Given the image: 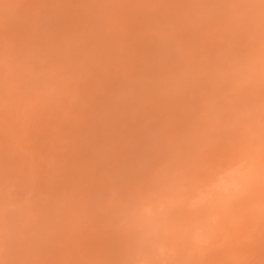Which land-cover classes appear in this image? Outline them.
Segmentation results:
<instances>
[{"label": "rangeland", "instance_id": "obj_1", "mask_svg": "<svg viewBox=\"0 0 264 264\" xmlns=\"http://www.w3.org/2000/svg\"><path fill=\"white\" fill-rule=\"evenodd\" d=\"M105 1L124 14L116 35L94 32L93 0H0L10 2L0 4V128L17 125L22 140L14 154L0 138V188L25 208L2 215L0 247L14 249L13 264H148L132 256L129 215H151L157 196L174 219L162 253L171 264H264V182L227 205L178 198L221 161L259 154L264 0H153L145 19ZM33 118L46 140L31 136ZM32 154L36 191L23 167Z\"/></svg>", "mask_w": 264, "mask_h": 264}, {"label": "bare ground", "instance_id": "obj_2", "mask_svg": "<svg viewBox=\"0 0 264 264\" xmlns=\"http://www.w3.org/2000/svg\"><path fill=\"white\" fill-rule=\"evenodd\" d=\"M7 1H9V0H7ZM45 1V0H44ZM94 2H92V4H94V5H90V6H95L94 8H92L91 9V7L90 8H88L89 9V11L91 12V14L90 13H88V16L87 17H89L88 18V20L90 21H92V19H93V23H94V21H95V28H94V32L96 33V30L100 27V26H102L103 25V27L105 28V29H107V32L109 33V34H111L112 32L113 33H115L116 31L115 30H117V26H119V24L120 23H123V21L126 23V21L124 20V17H123V12H119V11H121V10H119V9H114V11L113 12H115V15L114 16H112V14H109L108 13V8L109 7H107L108 5H106V3H105V5H104V1L105 0H103L102 2L103 3H101V0H93ZM115 0H109V3L110 2H114ZM156 1V0H155ZM155 1H153V0H124V2H125V4L126 5H124V7H123V5L121 6V7H123V8H125L126 7V9H128V10H132V9H135V13H134V10L132 11L133 12V14L135 15H137V13L136 12H138L139 14H140V16L142 15V14H144V12L146 11V10H148V8L145 10V8H143V7H147L148 5H147V3L149 4H154L155 3ZM4 2H6V1H3V3ZM24 2V1H23ZM26 2H27V0H26ZM106 2V1H105ZM107 2H108V0H107ZM153 2V3H152ZM3 3H0V4H2V5H5V4H8V6L10 5L9 3H5V4H3ZM29 4H31V3H29ZM37 4V3H36ZM114 3H111V5H109V6H112ZM140 5L141 6V8H140V6L136 9L135 8V6L134 5ZM146 4V5H145ZM142 5H145V6H142ZM134 8H133V7ZM151 7H152V5H150ZM150 6H148L149 8H150ZM6 7V6H5ZM130 7V8H129ZM137 7V6H136ZM98 8V9H97ZM143 8V10H145V11H143L142 13H141V11H140V9H142ZM29 9V8H28ZM27 10V9H26ZM150 10V9H149ZM148 10V11H149ZM152 10V9H151ZM151 10H150V12H151ZM153 10H154V8H153ZM88 11V12H89ZM147 11V12H148ZM123 15H122V14ZM128 13V12H127ZM149 13V12H148ZM152 13H153V11H152ZM129 14V13H128ZM133 14H131V17L130 18H132V15ZM145 14H147V13H145ZM151 14V13H150ZM133 15V16H134ZM149 15V14H148ZM147 15V16H148ZM123 18V19H122ZM134 18V17H133ZM135 18H137V16H135ZM134 18V19H135ZM141 18H144L145 19V17H143V15H142V17ZM148 18V17H147ZM97 19V20H96ZM123 21H122V20ZM138 19V18H137ZM144 19H142V20H144ZM129 20H132V19H129ZM119 21V22H118ZM122 21V22H121ZM135 21H137V20H135ZM118 23V24H117ZM128 23V22H127ZM132 23H133V21L131 22V28H136V26H133L132 25ZM136 23V24H135ZM137 23H138V21L137 22H134V24L135 25H137ZM130 24V23H129ZM129 24H127V25H129ZM141 24V22L139 21V23H138V25H137V28H136V30H138L139 28H140V26L142 25H140ZM144 24V23H143ZM152 24V23H151ZM125 25V24H124ZM123 25V26H124ZM149 25V24H148ZM94 26V25H93ZM121 26V25H120ZM119 26V27H120ZM102 27V28H103ZM139 27V28H138ZM22 28V27H21ZM123 28H125V27H123ZM129 28V27H128ZM135 28H134V30H135ZM104 29V30H105ZM126 29H127V26H126ZM140 30V29H139ZM138 30V31H139ZM142 30V29H141ZM133 31V30H132ZM131 31V32H132ZM174 32V31H173ZM135 33H137L136 31H135ZM135 33L133 34L134 36H135ZM160 33V32H159ZM159 33H158V36H159ZM162 33V32H161ZM160 33V34H161ZM179 33V32H178ZM176 34V33H175ZM21 35V34H20ZM113 35V34H112ZM115 35H116V33H115ZM167 35V34H166ZM161 36V35H160ZM101 37V36H100ZM117 37H119V35L117 36ZM162 38H163V36H162ZM164 38H166L165 36H164ZM118 39V38H117ZM5 40V39H4ZM123 40H124V38H123ZM122 40V41H123ZM6 41V40H5ZM1 42V41H0ZM119 42H120V39H119ZM6 45H7V43H6ZM131 45V44H130ZM133 45V44H132ZM7 47V46H6ZM13 47V46H12ZM19 47V46H18ZM87 46H85V47H83L84 48V50L85 49H87L86 48ZM124 47V46H123ZM19 48H21V47H19ZM119 48H121V47H119ZM125 48H126V46H125ZM82 50V49H81ZM124 50V49H123ZM139 50V49H138ZM88 51V50H87ZM86 50H85V52H87ZM126 51H129V50H126ZM125 51V52H126ZM14 52V51H13ZM124 52V53H125ZM262 52H264V51H262ZM126 54V53H125ZM125 54H123V55H125ZM127 56H128V54H126ZM133 55V54H132ZM4 56V55H3ZM6 56V55H5ZM85 56H87V54H85ZM131 56V55H130ZM130 56H128V58H130ZM7 58V57H6ZM5 58V59H6ZM262 59V58H261ZM3 60V59H2ZM94 60H95V58H94ZM98 60V59H97ZM96 60V61H97ZM123 60V61H122ZM127 60V59H126ZM6 61H7V59H6ZM98 62V61H97ZM126 62V61H125ZM125 62H124V57L123 58H120V64L122 65V64H125ZM261 62V61H260ZM127 64H128V62L126 63V66H127ZM103 65V64H102ZM101 64H100V66H102ZM261 66V65H260ZM262 66H264V65H262ZM67 67V66H66ZM124 68V67H123ZM12 69V68H11ZM11 69H9V71L11 70ZM126 71V70H125ZM124 71V72H125ZM10 73H11V71H10ZM10 73H7V75L8 74H10ZM103 73H105V72H103ZM102 73V74H103ZM260 73V72H259ZM0 74H2V72L0 73ZM257 74V73H256ZM4 75H5V72H4ZM4 75H3V77H4ZM6 75V76H7ZM104 75V74H103ZM108 76V75H107ZM2 77V76H1ZM8 77H11L10 75H8ZM1 79V78H0ZM5 79H8V78H2V80L3 81H5ZM10 79V78H9ZM1 81V80H0ZM9 82V81H8ZM7 82V83H8ZM3 83V82H2ZM6 83V82H5ZM5 83H3V84H5ZM6 83V84H7ZM68 85V84H67ZM65 87H66V85H65ZM21 90V89H20ZM79 92H81V91H79ZM56 95V94H55ZM59 95V94H58ZM38 98V97H37ZM39 99V98H38ZM34 101V100H33ZM39 102V101H38ZM31 103V102H30ZM32 105V104H31ZM30 106V105H29ZM33 106V108H34V105H32ZM31 106V107H32ZM19 111V110H18ZM34 111H35V109H34ZM36 113V112H35ZM20 114V113H19ZM28 114H30V113H28ZM33 115V114H32ZM35 116V115H34ZM32 118V117H31ZM38 118V117H37ZM33 119H35V118H33ZM39 121L40 119H35L34 120V122L35 123H33L32 125L33 126H35V128L33 127V128H31L32 130L34 129L35 131H36V133H31L30 131V133H31V136H34V137H39V138H43L44 137V139H45V133L44 132H46V134H47V132L48 131H46V129L47 128H45V127H43V126H41L40 125V127H38L39 125L38 124H40L39 122H37V121ZM41 121V120H40ZM37 122V123H36ZM26 123V122H25ZM24 123V124H25ZM46 124V123H45ZM42 125H43V123H42ZM13 126V125H12ZM17 126V125H16ZM15 126V127H16ZM10 127V129H6V127H5V129L7 130V131H5V129H1L0 128V130H1V134H3V135H0V138H5L4 140H2L1 142H5V143H7V145H8V150L10 149V147H12L10 150H12L13 152L14 151H16V149H19V147H22V146H20L21 145V143L19 144V142H21L22 140H20V132L18 131L19 129L16 127ZM41 127H42V129H44L45 128V130H42L41 129ZM18 129V130H17ZM21 130H22V128H21ZM28 130V129H27ZM26 130V131H27ZM34 130L32 131V132H34ZM41 131V132H40ZM4 132V133H3ZM37 132H40L41 134H43L44 136L42 137V135L39 133V135H37ZM22 133V132H21ZM23 133H26L25 131H23ZM19 134V135H18ZM34 134V135H33ZM16 137H17V139H16ZM19 137V138H18ZM37 137V138H38ZM47 137V136H46ZM123 137H126V134H125V136H123ZM33 138V137H32ZM43 139V140H44ZM47 139V138H46ZM45 139V140H46ZM51 140V139H50ZM19 141V142H18ZM35 142H36V140H34ZM35 142H34V144H35ZM1 144V143H0ZM11 144H13L12 146H11ZM32 145H33V142L31 143ZM2 145V144H1ZM0 145V146H1ZM5 148V147H4ZM7 148V147H6ZM7 150V152H9ZM11 151V152H12ZM131 151V150H130ZM11 152H9V153H11ZM42 152H44V151H42ZM115 152V150L113 151V153ZM258 152V151H257ZM212 154L214 153V152H211ZM12 154V153H11ZM14 154H16V152H14ZM14 154H12L11 156H12V161L13 162H15L16 161V157H15V159H14V157H13V155ZM18 154V153H17ZM215 154V153H214ZM6 156L8 157L9 156V158H10V154L9 155H7L6 154ZM17 156V155H16ZM24 156V155H23ZM31 157V162H27V159H26V162H24L23 161V167H24V164H26L25 166L26 167H24V168H27V169H29L30 168V174H29V177L28 178H26V182L27 183H29L31 180H34V179H32V178H35V180H34V186H33V188H32V191H36V190H38L37 189V180L38 179H36L37 177V175H35L36 174V172L38 171V168L39 167H37V166H35V165H37L36 163H35V161H34V158H33V154L30 156ZM55 157H57V154H56V156ZM4 159H5V157H3V159L1 158V160H0V164L2 165L3 164V161H4ZM7 159V158H6ZM24 160H25V158H23ZM232 159V158H231ZM8 160V159H7ZM13 162H10L9 161V163H12V164H15V163H13ZM9 163H8V165H9ZM22 163V162H21ZM29 164V165H28ZM22 167V168H23ZM40 169V168H39ZM1 173L2 172H0V176H1ZM122 183V182H121ZM39 188V187H38ZM189 188V187H188ZM186 189V188H185ZM247 189V188H246ZM249 189V188H248ZM40 190V189H39ZM256 190V189H255ZM259 190H264V185H262L261 187H260V189ZM250 191H252V190H250ZM17 195H19L20 194V192L19 191H17V193H16ZM249 194V193H248ZM177 196V195H176ZM164 198V197H163ZM163 198H158L157 196H155V197H151L150 199H148V202L151 204V205H153L154 203H156V202H162L161 200L163 199ZM179 198V197H178ZM17 199L16 198H14V199H10L9 201H7V197H5V195H4V193H3V190H2V188H0V227H2L7 221V219H3V217H2V215L4 214V213H11V215H12V217H14V216H17V217H20L22 214H23V212H24V207H21V206H19L18 205V202L16 201ZM21 202H22V200H21ZM174 202H176V198L173 196V195H170L168 198H167V201H166V203H168V206L170 205V204H172V203H174ZM195 212V211H194ZM197 212V211H196ZM71 213V212H70ZM151 215H148L143 209H142V207L141 206H136L135 208H134V210H133V213H131L130 215H129V217H130V219H131V221H133V227H135V235H134V237H133V241L135 242L134 243V245H133V249L135 250L134 251V253H132L133 255L132 256H138L140 259L141 258H145V259H151V260H153V259H155L156 258V254L154 253V252H149V243H150V237H149V235H148V233H147V230H146V228L143 226V222L144 221H146L147 220V218L148 217H150ZM195 216V215H194ZM190 217V216H189ZM200 217V216H199ZM177 218V217H176ZM193 218V217H192ZM182 219V218H181ZM194 219V218H193ZM12 219H10V221H11ZM176 221V223H177V221L179 222L180 221V218L178 219V220H175ZM188 221V220H187ZM196 221H197V219H196ZM129 222V221H128ZM191 223L193 222V221H190ZM172 223H174V219L173 218H170L169 216H168V221H167V226H166V228H167V233L170 235V230H169V228H170V224H172ZM131 224V223H130ZM187 224V223H186ZM189 225V224H188ZM178 227H179V225H177ZM177 226L176 227H174V228H176V229H178L177 228ZM190 226V225H189ZM188 226V227H189ZM132 227V228H133ZM139 227H141V230H138V228ZM187 228V227H186ZM190 230V229H189ZM128 232H129V230H128ZM178 232V231H177ZM176 234V233H175ZM186 234V233H185ZM190 234V233H189ZM181 235V234H180ZM126 236H128V235H125V237ZM177 236H179V235H177ZM176 236V237H177ZM171 237V236H170ZM173 237H175L174 235H173ZM187 237H189V236H187ZM181 238V237H180ZM180 238H179V240H180ZM129 239V238H128ZM132 239V238H131ZM171 239H176V238H171ZM187 241V240H186ZM127 242V241H126ZM131 242V241H130ZM14 243V242H13ZM178 244L177 245H179V242H177ZM17 244V243H16ZM15 244V245H16ZM125 244V243H124ZM180 244H182V243H180ZM176 245V246H177ZM184 245V244H183ZM186 245V244H185ZM192 245V244H191ZM195 245V244H194ZM14 246V245H13ZM188 246V245H187ZM193 246V245H192ZM183 247V246H182ZM189 248H190V246H188ZM12 247H9L8 248V251H5L4 250V247H0V264H13V261H14V259H15V251H14V249L12 248ZM16 248V247H15ZM23 248V247H22ZM181 248V247H180ZM103 249V248H102ZM102 249H100V251L102 250ZM18 250V249H17ZM20 250V249H19ZM33 250V249H32ZM181 250V249H180ZM187 250H189V249H187ZM193 250H194V248H193ZM98 251V250H97ZM17 252V251H16ZM20 252V251H19ZM23 252V251H22ZM188 252V251H187ZM102 253V252H101ZM19 254V253H18ZM96 254H98V253H96ZM40 255V254H39ZM46 255V254H45ZM99 255V254H98ZM186 255V254H185ZM27 256V259H26V261H29L30 259V262H27L28 264H33L34 263V261L35 260H32V258L34 257H30L29 255H26ZM25 256V257H26ZM21 257V256H20ZM38 257V256H37ZM49 258V257H48ZM109 258V257H108ZM138 258V259H139ZM94 260H96V259H94ZM109 260H110V258H109ZM105 261V262H102L101 264H111V260L110 261ZM142 261V260H141ZM146 261V260H145ZM21 262V261H20ZM94 262V261H93ZM27 263H25V264H27ZM97 263V262H96ZM126 263V262H125ZM128 263H130V261H128L127 262V264ZM132 263V262H131ZM36 264V263H35ZM42 264H46V262H42Z\"/></svg>", "mask_w": 264, "mask_h": 264}, {"label": "clouds", "instance_id": "obj_3", "mask_svg": "<svg viewBox=\"0 0 264 264\" xmlns=\"http://www.w3.org/2000/svg\"><path fill=\"white\" fill-rule=\"evenodd\" d=\"M256 179L264 182V127L261 130V147L256 157L243 161H221L194 187L182 190L179 198L192 209L205 208L213 203L227 205L238 199L245 187ZM168 211L163 203L156 202L152 205L151 216L143 222L150 237L149 252L156 254V258L148 264H171L162 257V253L170 249L166 228Z\"/></svg>", "mask_w": 264, "mask_h": 264}]
</instances>
